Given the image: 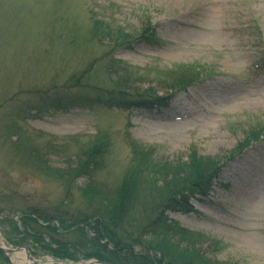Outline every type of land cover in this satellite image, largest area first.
<instances>
[{
  "label": "rangeland",
  "instance_id": "obj_1",
  "mask_svg": "<svg viewBox=\"0 0 264 264\" xmlns=\"http://www.w3.org/2000/svg\"><path fill=\"white\" fill-rule=\"evenodd\" d=\"M149 26L158 45L142 39ZM117 42L125 48L113 51ZM120 61L137 88L159 95L171 93L177 73L200 81L177 92L168 108L81 104L58 111L43 102L42 91L53 97L79 86L89 94L114 89L108 65ZM80 76L83 84L74 88ZM248 140L253 145L243 151ZM133 142L152 149L156 161L187 162L198 152L224 164L211 194L193 200V212L168 215L225 244L218 253L206 249L209 257L264 264V0H0V210L54 204L94 212L103 198L86 186L114 193L137 165ZM100 145L101 165L74 183L28 154L37 150L50 167L70 170ZM5 217L0 245L13 250L12 264H29L22 251L31 250L10 242Z\"/></svg>",
  "mask_w": 264,
  "mask_h": 264
},
{
  "label": "trees",
  "instance_id": "obj_2",
  "mask_svg": "<svg viewBox=\"0 0 264 264\" xmlns=\"http://www.w3.org/2000/svg\"><path fill=\"white\" fill-rule=\"evenodd\" d=\"M100 25L97 21L96 26ZM112 34L113 31L108 30L105 37L110 38ZM119 34L123 37V33ZM142 39L152 45L160 43L154 26L147 28ZM122 47L125 48L117 42L112 50ZM122 63L108 65L117 85L112 90L100 89L89 94L86 86H79L84 77L80 76L75 81L74 88L79 86L76 92L54 91L52 97L42 91L46 94L43 102L58 111H68L81 104L127 111L168 108L177 92L187 91L200 81L194 73H177L167 85L171 93L159 95L154 88H137V82L132 80L134 75ZM81 88H87L86 93L80 91ZM260 133L255 132V143L262 142ZM132 144L137 165L114 193L98 190L92 183L86 186L90 195L103 198L104 206L97 207L94 212H72L54 204L42 208L9 205L7 211L0 210V217L9 213L5 221L10 222V242L17 247L27 246L35 257L48 255L74 262L96 259L110 264H239L209 257L206 249L218 253L225 244L213 236L185 228L168 215L169 212H193V200L211 194L225 165L198 152H193L187 162L156 161L152 149ZM251 145L253 143L248 140L242 150ZM31 151L28 154L38 167L69 183H74L92 166L101 165L100 160L105 155L104 147L95 146L85 151L77 167L60 170L47 165L37 150ZM16 216L19 218L15 219ZM8 263L0 252V264Z\"/></svg>",
  "mask_w": 264,
  "mask_h": 264
},
{
  "label": "water",
  "instance_id": "obj_3",
  "mask_svg": "<svg viewBox=\"0 0 264 264\" xmlns=\"http://www.w3.org/2000/svg\"><path fill=\"white\" fill-rule=\"evenodd\" d=\"M25 249H26V251L28 252L29 257L35 260L34 262L29 263V264H40V263L37 262V259H35V258L32 256V254L30 253V251H29L26 247H25ZM12 251H13V250H10V249L7 250L5 247H3V246L0 245V252H1L2 254H4V256H5L9 261H10L9 254H10ZM96 262H97V263H100V262H98V261H96ZM10 264H12L11 261H10Z\"/></svg>",
  "mask_w": 264,
  "mask_h": 264
},
{
  "label": "bare ground",
  "instance_id": "obj_4",
  "mask_svg": "<svg viewBox=\"0 0 264 264\" xmlns=\"http://www.w3.org/2000/svg\"><path fill=\"white\" fill-rule=\"evenodd\" d=\"M7 250H9V249H7ZM22 253L25 254L28 257L27 258V261L29 263H32V262L35 261L34 259H32V258L29 257L28 252L26 251V249H23ZM37 262H39L40 264H62V263H58L56 261H51V260L50 261H47V262H44V261H37ZM74 264H77V263H74ZM79 264H83V263H79ZM86 264H89V263H86Z\"/></svg>",
  "mask_w": 264,
  "mask_h": 264
}]
</instances>
